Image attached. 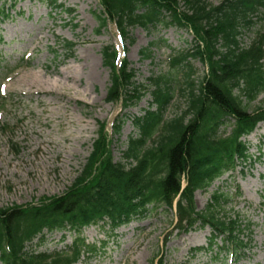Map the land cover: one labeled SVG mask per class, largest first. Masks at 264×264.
<instances>
[{
    "label": "rangeland",
    "instance_id": "1",
    "mask_svg": "<svg viewBox=\"0 0 264 264\" xmlns=\"http://www.w3.org/2000/svg\"><path fill=\"white\" fill-rule=\"evenodd\" d=\"M186 1L178 0L182 15ZM222 1L208 3L218 6ZM13 2L7 0L6 7ZM3 3L0 0V7ZM58 5L17 0L10 18L0 22L1 210L37 206L65 194L86 166L102 125H109L111 135L113 125L121 124L110 152L116 163L126 164L123 154L129 140L138 137L133 121L152 103L150 93L129 111L121 103L107 102L111 78L102 53L107 47L122 48L123 43L114 23L102 27L100 0H58ZM167 19L172 21V16L167 14ZM253 22L241 31L242 48L263 30L261 18ZM128 33L127 60L137 74L136 83L149 89L150 80L170 77L174 99L164 119L180 116L187 110L186 73L173 69L171 61L176 55L193 53L197 42L192 30L160 25L149 30L135 27ZM68 42L75 44L73 50L64 46ZM191 65L198 85L207 77L208 67L200 60H191ZM263 102L264 94L247 103L249 112ZM230 123L223 133L231 132L234 121ZM244 142L251 161L196 194L198 212L215 203V193L221 195V207L212 209L239 221L242 239L249 246L242 255H226L209 246V228L180 233L175 212L151 210L114 231L103 225L86 229L85 240L103 249L78 264H155L158 258L163 264H264V124ZM75 238L71 232L45 233L29 250L63 251ZM198 248L202 250L197 252Z\"/></svg>",
    "mask_w": 264,
    "mask_h": 264
},
{
    "label": "trees",
    "instance_id": "2",
    "mask_svg": "<svg viewBox=\"0 0 264 264\" xmlns=\"http://www.w3.org/2000/svg\"><path fill=\"white\" fill-rule=\"evenodd\" d=\"M43 1L57 4V0ZM101 5L102 27L115 22L127 41H131L128 29L135 27L192 30L197 42L194 52L176 55L172 62L173 69H185L187 110L164 121L174 98L172 79L150 80L151 106L156 110H146L135 118L139 137L128 143L123 154L126 164L114 161L111 139L102 125L86 166L65 194L37 206L0 209L2 264H76L83 256L101 252L82 237L85 227L102 223L116 229L159 208L176 211V226L181 231L210 227L213 238L220 237L225 250L240 255L245 243L240 239L243 230L239 221L212 209L221 207V195H214L209 213H199L195 193L207 191L216 180L251 160L242 139L264 123V102L253 113L247 105L264 94V26L246 48L240 47L239 38L254 18L264 22V0H223L218 6L208 0H187L183 15L178 0H101ZM0 16L2 20L7 17L5 12ZM65 47L71 50L72 44ZM102 55L104 66L111 71L107 101L122 102L126 110L138 106L148 91L136 83V73L127 61L119 68L113 47L105 48ZM144 57L149 55L144 52ZM191 60L208 67L207 77L198 85ZM231 121V132L223 133ZM115 129L114 134H120L121 124ZM45 230H71L77 237L69 251H27Z\"/></svg>",
    "mask_w": 264,
    "mask_h": 264
}]
</instances>
